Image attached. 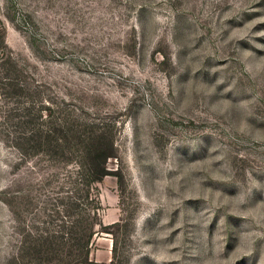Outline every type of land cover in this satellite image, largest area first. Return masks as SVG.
I'll use <instances>...</instances> for the list:
<instances>
[{
  "label": "rangeland",
  "instance_id": "1",
  "mask_svg": "<svg viewBox=\"0 0 264 264\" xmlns=\"http://www.w3.org/2000/svg\"><path fill=\"white\" fill-rule=\"evenodd\" d=\"M83 203L93 264H264V0H0V264Z\"/></svg>",
  "mask_w": 264,
  "mask_h": 264
},
{
  "label": "trees",
  "instance_id": "2",
  "mask_svg": "<svg viewBox=\"0 0 264 264\" xmlns=\"http://www.w3.org/2000/svg\"><path fill=\"white\" fill-rule=\"evenodd\" d=\"M100 139V138H99ZM105 146L98 144L93 149L86 151L88 164L82 165L85 172L84 186V201L88 202L91 186L95 183H100L106 176L111 173L106 168V162L113 157V152H105ZM111 148V147H110ZM86 202V203H87ZM84 208V217L77 221V225H73L65 232L68 239L56 241V236L46 235L43 239L39 236L34 240L35 243L29 242L25 247V252L30 258H33L38 264H93L89 262L91 251V241L95 234V227H101L98 219L94 223H88L89 215L100 209L99 205L93 209H86V205L81 204L80 208ZM81 212V213H82ZM87 213V214H86ZM36 254V255H33ZM38 256V258L34 257Z\"/></svg>",
  "mask_w": 264,
  "mask_h": 264
}]
</instances>
